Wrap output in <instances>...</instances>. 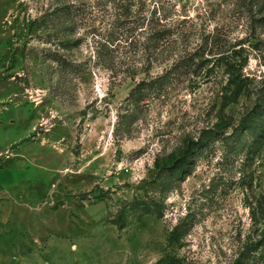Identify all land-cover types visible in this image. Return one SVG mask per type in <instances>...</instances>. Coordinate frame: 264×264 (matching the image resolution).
<instances>
[{
    "label": "rangeland",
    "instance_id": "obj_1",
    "mask_svg": "<svg viewBox=\"0 0 264 264\" xmlns=\"http://www.w3.org/2000/svg\"><path fill=\"white\" fill-rule=\"evenodd\" d=\"M262 122L264 0H0V187L37 264H264Z\"/></svg>",
    "mask_w": 264,
    "mask_h": 264
},
{
    "label": "crops",
    "instance_id": "obj_2",
    "mask_svg": "<svg viewBox=\"0 0 264 264\" xmlns=\"http://www.w3.org/2000/svg\"><path fill=\"white\" fill-rule=\"evenodd\" d=\"M4 192L0 187V200H4L0 202V264H37L40 260L37 244L41 241L43 246L47 245V237L40 236L46 227L39 226L37 215L30 214V211L18 214L13 207L17 205L9 204L8 195ZM21 225L28 229L26 233L20 230Z\"/></svg>",
    "mask_w": 264,
    "mask_h": 264
},
{
    "label": "trees",
    "instance_id": "obj_3",
    "mask_svg": "<svg viewBox=\"0 0 264 264\" xmlns=\"http://www.w3.org/2000/svg\"><path fill=\"white\" fill-rule=\"evenodd\" d=\"M67 14H69V11H67V10H66V12L60 11V14H58L56 16L57 19L56 18L55 19L59 20L63 15H67ZM164 32L165 31L154 33L153 38L150 40V44H152V46L157 45L162 39H164V35H165ZM64 43H65L64 44L65 46L72 45L69 42H64ZM63 60H61V59L57 60L56 59L55 61L59 64L60 67H64V68H67V67L71 68L72 67L69 64L66 65L65 62H63ZM170 81H171L170 77L163 76V77H160V78L156 79L154 82L149 83L145 86H144V84H140L136 89L133 90V92L131 94L133 96L134 103H136V104L139 103L143 98L147 97L148 95H150L152 93L160 92L162 89H164L167 86V84ZM240 82L242 83V81L238 78V76L233 78V80L231 82V85L233 87H235V89H236L235 96H236V93L238 91V87L240 86ZM251 128H253V131L251 130ZM244 129H245V131L249 130L251 132V135L257 136L258 139H261L264 137V122H262L259 126H251V123H250V126H248L247 128H244ZM259 133H261V134H259ZM205 143L206 142H201L200 145H203ZM196 152L197 153L199 152V144L194 145V147L189 152H185L183 154L181 160L172 169V175H174L176 177L183 175V171L188 169L189 164H190L189 163L190 159L192 158V156Z\"/></svg>",
    "mask_w": 264,
    "mask_h": 264
}]
</instances>
